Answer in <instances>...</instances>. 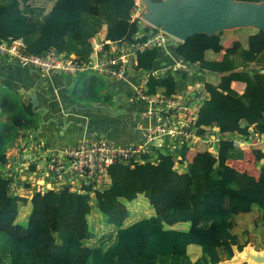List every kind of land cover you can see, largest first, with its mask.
Instances as JSON below:
<instances>
[{
  "label": "trees",
  "instance_id": "1",
  "mask_svg": "<svg viewBox=\"0 0 264 264\" xmlns=\"http://www.w3.org/2000/svg\"><path fill=\"white\" fill-rule=\"evenodd\" d=\"M136 1L0 0V40L22 37L31 53L54 48L86 57L92 38L103 29L105 39L131 38L139 21L132 19ZM29 21L34 25L28 27ZM223 33H198L177 47L170 45L198 67L191 74L150 75L145 85L147 93L172 94L203 83L208 96L200 104L197 124L219 128L217 157L201 141L192 149L184 142L175 153L156 148L154 158L111 165L110 183L94 194L68 188L41 194L32 187L23 195L11 191V179L0 169V264H220L230 257L231 242L254 245L255 232L264 236V160L246 187L235 164L246 155L238 140L264 136V46L257 51L237 45L221 58H206L207 51L222 50ZM161 51L152 47L140 52L138 67L154 68ZM207 74L219 79L216 85L207 81ZM233 81L242 83V90L231 87ZM38 120L39 112L21 95L1 97L0 166L6 165L18 132L36 129ZM253 146L264 148V142ZM138 195L150 209L130 220L126 202ZM29 205L23 224L20 211ZM255 207L257 214L246 222L251 227L241 229L243 219L237 216ZM96 214L103 230L94 227ZM182 222L188 223L186 228L174 227ZM237 231L247 237L240 239ZM192 245L199 247L194 259ZM255 249L264 250V244Z\"/></svg>",
  "mask_w": 264,
  "mask_h": 264
},
{
  "label": "built area",
  "instance_id": "2",
  "mask_svg": "<svg viewBox=\"0 0 264 264\" xmlns=\"http://www.w3.org/2000/svg\"><path fill=\"white\" fill-rule=\"evenodd\" d=\"M141 9L140 0H137L132 19H139L138 28L130 39L110 40L98 33L92 38V51L86 57L54 48H48L40 54L31 53L22 37L0 40V58L14 60L42 73L57 72L76 77L92 71L112 79H122L131 68L140 73L135 94L147 102L145 117L150 121L143 141L117 145L104 138L90 136L74 144L49 148L43 153V169L38 168L32 173L33 180L35 177L41 180V185L34 186L41 194L47 189L63 188L72 192L101 191L110 183L108 169L111 165L116 162H141L146 156L154 158V149H165L167 142L178 147L184 142L192 146L201 141L206 144L207 152L217 157V144L222 139L219 128L214 124H197L198 110L204 99L202 91L196 88L197 85L188 87L183 93L145 91L150 75L160 76L169 71L191 74L198 67V62L178 56L173 62L160 68L149 71L139 68L137 63L140 52L152 47L167 49L171 45L170 40L177 39L160 26L155 27L143 21ZM199 129H203V133L199 134ZM9 188L17 191V186L12 181L9 182Z\"/></svg>",
  "mask_w": 264,
  "mask_h": 264
},
{
  "label": "crops",
  "instance_id": "3",
  "mask_svg": "<svg viewBox=\"0 0 264 264\" xmlns=\"http://www.w3.org/2000/svg\"><path fill=\"white\" fill-rule=\"evenodd\" d=\"M50 5V2H46L47 7ZM33 25V21H29L27 26L31 27ZM241 28L243 29H239V31H236V28L224 30L222 35V50L217 54L207 51L206 58H221L224 51L232 52L237 45L260 51L264 46V33L262 35L261 31L251 27ZM246 28H250L249 31H245ZM104 32L103 29L100 33L104 35ZM247 33L249 37H246ZM177 57L178 55L174 53L173 49L168 47L161 51L160 58L155 63L154 68H160L162 65L169 64ZM9 60L0 58V62L2 63H0V85L3 88L11 90L10 92H13V90L17 91L24 99L29 92L32 90L36 91L38 104L47 108L43 119L49 122L47 124L45 123L46 125L43 124L40 128L37 127L35 130L38 135L42 136L49 147L58 148L74 144L80 139L90 136L104 138L117 145L143 141L145 129L150 124V121L145 117L147 102L135 94V85L138 82L139 72L132 68L128 69L127 74L122 79H113V82L108 83V87L114 91L112 100L115 103V108L113 106L110 107L109 104H101L99 100L97 101L89 96L87 97L89 101L91 100L89 104L82 103V105L93 107L92 109L72 108L66 113V109L72 103L80 104L71 96V79L68 76L66 77L57 72L42 73L31 67ZM6 61H9V63L3 64ZM218 80L217 78V82ZM231 87L240 91L243 88V84L238 81H233ZM199 90L202 91L204 98L208 96L204 86ZM72 95L75 98L79 97L78 99H83L74 93ZM105 101L106 97L104 98ZM52 118L58 119L60 124L66 121V129L61 132L56 124L52 122ZM29 139L28 136L22 135V131H19L17 137L11 143V147L7 150L8 161L6 165L0 166L5 176H8L11 181L14 180L15 184L17 182L20 183V185H16L17 192L23 195H27L30 189L28 190V188H25L21 184L22 181L23 183L25 181L22 177L23 174L20 175V172L28 168L35 171L38 168L42 170L44 165L43 153L47 150L44 147L45 144H37L36 142L29 141ZM254 139L252 137L245 141L241 140V142L238 140V143H241L240 145H242V148L247 153L250 151V154L254 151L264 152V148H261V150L260 147L254 148L252 146L253 144L264 142V136L256 137L257 141ZM190 147L192 149L193 145H190ZM14 150L17 151V155L19 154L17 157H13ZM25 151L27 159L23 157ZM245 157L249 158L247 154ZM258 159L254 157V160L260 163L264 160L263 158ZM245 163V166L240 167L243 174L240 183L246 187L257 177L260 164L252 168V170L250 168V164L252 163L251 159L249 158ZM248 246H251V244ZM191 255L194 259L198 255V251H192Z\"/></svg>",
  "mask_w": 264,
  "mask_h": 264
},
{
  "label": "water",
  "instance_id": "4",
  "mask_svg": "<svg viewBox=\"0 0 264 264\" xmlns=\"http://www.w3.org/2000/svg\"><path fill=\"white\" fill-rule=\"evenodd\" d=\"M140 3L142 5L141 19L152 26H160L177 38L170 40V44L175 47L179 42L198 33L212 36L222 30L241 27H251L264 33V0L257 2L247 0H140ZM25 100L31 103L34 112H40L38 128L43 124L46 125L49 121L43 118L47 108L38 104L36 91L29 92ZM72 108L92 109L93 107L72 103L66 109V113ZM51 120L61 132L66 129V121L60 124L56 118ZM248 245L250 244L246 246ZM238 259L240 263L251 260L254 264H264V252L255 250V253H252L246 249L243 256Z\"/></svg>",
  "mask_w": 264,
  "mask_h": 264
},
{
  "label": "rangeland",
  "instance_id": "5",
  "mask_svg": "<svg viewBox=\"0 0 264 264\" xmlns=\"http://www.w3.org/2000/svg\"><path fill=\"white\" fill-rule=\"evenodd\" d=\"M236 29H237L236 31H239V29H243V28H236ZM249 29L250 28H246L245 31H249ZM246 37H249L248 33L246 34ZM44 77L46 78L45 75H44ZM69 78L71 79V83H70L71 96H72V98H74L75 101L80 103V105H82V103H85V104L88 103L89 104V102L91 100L89 101L87 99V96H90V97H92V99H95L97 101L99 100L101 104L102 103L109 104L110 107L113 106L115 108V103L112 100V96H114V91H113V89L108 87V83L114 81L112 78H109V77H106V76L97 75L96 73H94L92 71H88L86 73H82V74H80L79 76H76V77H70L69 76ZM206 78H207V81L209 83L217 84L216 83L217 82V77L215 75L207 74ZM74 85H75V87H74ZM203 86H204L203 83H200V84L197 85V88L201 89V88H203ZM10 91L11 90L3 88L0 85V100H1V97L6 96L8 93H13L14 95L20 94L17 91H14V90H13V92H10ZM70 91H69V94H70ZM73 93L76 96L82 97L83 99H78L79 97L75 98L72 95ZM105 97H106V101L104 102V98ZM7 98H9V96H7ZM22 135L28 136L30 138L29 141H31V142H36L37 144L42 143V144H45L46 148H49V145L45 142V140L42 138V136L38 135L37 131L35 129H33V128L29 129V131H22ZM253 137L255 138L254 140L257 141L256 140V136H253ZM254 140H251V141H254ZM240 142H239V144H241ZM164 147H165L166 150L171 151L172 153L176 152V145L173 144V143L167 142ZM250 152L249 153L246 152V154L251 159L252 163L250 164V168L252 169V168L256 167V165L260 164V162L254 160V157L256 159L257 158H259V159L260 158H264V152L254 151L251 154H250ZM24 153L25 154L23 155V157L27 159L26 151ZM21 154H23V153H21ZM18 155H17V151L14 150L13 151V157H17ZM249 158L245 157V159H243V161H241V160L239 162L237 161V162H235V164L238 167H243L246 164L245 161L248 160ZM253 160H254V162H253ZM24 165H26V164H24ZM33 171L34 170H32L31 168H28V169H24L23 172L22 171L20 172L21 173L20 175L23 174L22 177H23V180L25 181L24 182L25 184L23 183V181H22L21 184L25 188H28V190L31 189V187H30L31 185H32V187H34L33 184H35V186L41 185V180L38 179L37 177H35V180H34L35 182L33 181V176L31 175L33 173ZM26 177H27V179H26ZM12 182H14V180H12ZM16 185L18 186V185H20V183L17 182ZM25 185H27V186H25ZM50 186L53 187V188L55 187L54 185H50ZM30 191L31 190H29L28 193H30ZM126 203H127V206L129 207V210L132 213V219H130V220H133L134 218H137V217L141 216L142 214H147L149 212V209H150L148 201L145 199V197L143 195H138V198L135 201L126 202ZM29 210H30V205L21 208L20 215H19V218H20L19 221L23 222V224H26V217H24V216L26 215V213ZM257 210H259V208L255 207L252 212H250V213H248L246 215L241 214V215L237 216L238 219L239 218L241 220L243 219V221H242L243 225H242L241 229H244L243 228V227H245L244 225H246V226L250 225V227H251L252 224H248L246 222L248 221L249 218H251V217H253L254 215L257 214ZM187 225H188V223L182 222V223H177L174 227L175 228H186ZM94 227H95L96 231H100V230L104 229V225H103L102 221L100 220V216H98L97 214L94 216ZM237 233L240 236V239H242V240H244L247 237V235L245 233H243V236L238 231H237ZM251 243L254 244V245H252L254 249H255V247L262 248L263 244H264V236L262 237L258 232H255V235L251 238ZM230 246H231V250H232V253H231L230 257L227 260L221 262L220 264H238V263H240L239 259H238L239 254L240 253L244 254V251L246 250V247H247V246L240 247L239 243H235V242H231ZM196 248L199 249V247L197 245L190 246L189 247L190 252L192 253V251H194V249H196ZM257 251H259V250H257ZM261 252H264V250H262ZM246 263L254 264V262L251 261V260L246 261Z\"/></svg>",
  "mask_w": 264,
  "mask_h": 264
},
{
  "label": "bare ground",
  "instance_id": "6",
  "mask_svg": "<svg viewBox=\"0 0 264 264\" xmlns=\"http://www.w3.org/2000/svg\"><path fill=\"white\" fill-rule=\"evenodd\" d=\"M246 249H248L249 251H251L252 253H255V250L253 249L252 246H247ZM243 256V253H240L239 254V257H242Z\"/></svg>",
  "mask_w": 264,
  "mask_h": 264
}]
</instances>
